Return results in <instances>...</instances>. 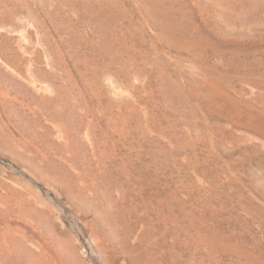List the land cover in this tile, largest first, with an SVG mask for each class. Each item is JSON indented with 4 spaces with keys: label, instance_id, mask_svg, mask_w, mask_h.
Wrapping results in <instances>:
<instances>
[{
    "label": "rangeland",
    "instance_id": "1",
    "mask_svg": "<svg viewBox=\"0 0 264 264\" xmlns=\"http://www.w3.org/2000/svg\"><path fill=\"white\" fill-rule=\"evenodd\" d=\"M0 264H264V0H0Z\"/></svg>",
    "mask_w": 264,
    "mask_h": 264
}]
</instances>
